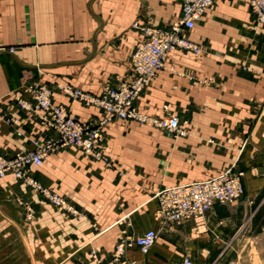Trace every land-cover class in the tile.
Masks as SVG:
<instances>
[{
    "label": "crops",
    "instance_id": "1",
    "mask_svg": "<svg viewBox=\"0 0 264 264\" xmlns=\"http://www.w3.org/2000/svg\"><path fill=\"white\" fill-rule=\"evenodd\" d=\"M181 16L177 0H0V152L12 156L57 137L15 99L31 97L29 84L53 88V101L70 115L100 124L103 109L57 83L99 95L132 81L131 55L143 37L133 23L168 28ZM185 35L201 52L170 51L135 105L162 116L168 104L187 134L114 118L101 126L108 161L68 145L32 168L41 189L0 178V264H184L185 257L249 264L251 252L264 249V25L249 0H215ZM229 168L244 171L242 198L181 225L160 217L158 191ZM27 204L36 210L32 220ZM123 228L136 236L155 228L158 238L147 254L133 248L115 261Z\"/></svg>",
    "mask_w": 264,
    "mask_h": 264
},
{
    "label": "built area",
    "instance_id": "2",
    "mask_svg": "<svg viewBox=\"0 0 264 264\" xmlns=\"http://www.w3.org/2000/svg\"><path fill=\"white\" fill-rule=\"evenodd\" d=\"M177 1L181 3L182 16L172 26L158 27L142 24L139 20L133 23V27L139 30L143 37L136 44L131 55L134 76L132 81H122L117 85L106 86L99 95L72 84L57 83V87L74 100L103 109L105 115L100 124L82 121L70 115L64 105L53 101V88L45 84L27 85L24 92L30 93V98L16 95L15 99L20 107L27 114L38 117L42 124L53 129L57 137L38 143L35 149L21 151L12 156H6L0 152V178L12 175L41 189L32 174V168L40 165L49 153L68 145L80 147L95 158L108 161L101 152V144L104 141L101 126L114 118L131 119L159 127L175 137L185 136L186 127L181 123L179 116L171 112L168 104L163 105L162 116L146 114L135 105V101L149 80L165 67L170 51L182 49L199 53L202 50L198 43L185 35V32L194 28L196 22L215 0ZM249 2L258 22L264 25V0H249ZM18 120L16 117H10L7 122L15 124ZM243 177V170L229 168L212 178L165 187L156 195L157 212L170 226L203 218L216 203L226 204L242 198ZM42 192L54 205L69 212L78 213L73 205L59 194L48 190H42ZM25 211L28 220L35 218L36 210L33 206L27 204ZM157 238L158 230L155 228L147 229L137 236L130 233L127 228H123L118 234L113 258L119 261L125 256L127 250L133 248H138L140 252L147 254ZM184 264H192L191 259L185 257Z\"/></svg>",
    "mask_w": 264,
    "mask_h": 264
},
{
    "label": "rangeland",
    "instance_id": "3",
    "mask_svg": "<svg viewBox=\"0 0 264 264\" xmlns=\"http://www.w3.org/2000/svg\"><path fill=\"white\" fill-rule=\"evenodd\" d=\"M248 263L249 264H264V249L263 250L254 249L248 257Z\"/></svg>",
    "mask_w": 264,
    "mask_h": 264
}]
</instances>
